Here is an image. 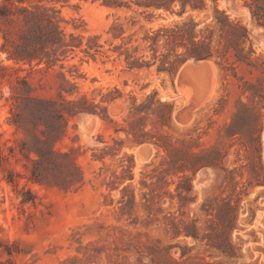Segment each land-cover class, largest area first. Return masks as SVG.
<instances>
[{
	"label": "rangeland",
	"instance_id": "374dc122",
	"mask_svg": "<svg viewBox=\"0 0 264 264\" xmlns=\"http://www.w3.org/2000/svg\"><path fill=\"white\" fill-rule=\"evenodd\" d=\"M122 1L132 8L41 1L56 5L67 31L100 35L108 57L78 50L65 67L17 63L0 31V264H264V0H194L204 7L182 14L179 2L171 12ZM216 5L246 29L242 39L220 28ZM190 19L201 37L212 35L214 55L175 73L159 70L160 59L130 69L110 49L122 42L107 32L115 20L132 35L128 46H143L147 30ZM184 64L207 69L185 78ZM60 72L76 82L73 96L115 97L101 102L108 118H70L54 142L78 174L64 159L35 164L38 143L13 122L28 115L30 95L59 99L68 86ZM148 96L171 105L170 119Z\"/></svg>",
	"mask_w": 264,
	"mask_h": 264
},
{
	"label": "trees",
	"instance_id": "16d2710c",
	"mask_svg": "<svg viewBox=\"0 0 264 264\" xmlns=\"http://www.w3.org/2000/svg\"><path fill=\"white\" fill-rule=\"evenodd\" d=\"M41 1L31 3L28 0H6L0 6V31L4 39L3 49L10 59L17 63L38 66L44 64L47 68H54L58 64L65 67L64 60L78 50L94 59L100 54L109 56L107 51L104 50V43L100 42V35H84L67 31L66 27L62 25L60 10L56 5L48 6ZM199 1L202 2V0ZM176 2L181 5L180 10L177 11L179 14L184 13L188 6L194 9L204 7L202 3L200 4L194 0H136L139 7L147 10L163 9L171 12H174L173 5ZM254 3L258 7L260 6V0H254ZM102 4L112 8H132L130 3L122 0H103ZM215 11L222 30L232 27L241 32L240 39L245 36L244 31L246 29L240 23L230 20L224 11L218 9L217 5ZM253 13L254 15L258 14L255 9ZM196 27L197 23L190 19L172 25H162L156 29H149L142 37L143 46L140 43L127 45L132 42L133 37L132 35L125 36L126 29L123 23L118 20L111 23L107 32L111 35V44L117 39L122 41L110 49L118 52L119 56H125L128 68H149L156 63L157 59H160L159 70L175 73L183 63L191 58L196 60L209 59L214 55L211 45L212 35L201 37ZM160 41L163 42L165 50L161 49ZM179 47L184 49L178 52ZM147 50L151 51V58L149 59H146ZM236 50H238L235 54L237 60H242L240 48L237 47ZM60 73L68 86L60 88L59 99L30 95L24 106V110L28 112V115L25 118L23 112L16 113L15 116L17 117L14 118L13 122L32 134L33 139L38 143V147L35 149L38 158L33 159L35 164H60L61 159H64L70 162V171L72 172V169H75L78 174L80 171L75 163L70 160L69 154L58 152L54 147V142L65 131L70 118L82 113H92L108 118V108L101 102L111 101L115 97H110L109 93H102L101 101L97 102L95 98L89 97L86 93L73 96L77 88L76 82L67 78L65 73ZM26 83L29 86L31 85L28 82ZM67 95H70V97ZM147 101L149 103L157 102L158 106L167 109V116L170 119L172 107L169 103L160 100L154 101L152 96H148ZM142 108H146L147 112L150 109L153 110L151 107L135 106L138 112L143 111ZM34 129L40 130L42 136L37 135ZM191 155L199 157L197 152H191ZM192 168L195 170L194 167ZM32 173L35 175V170ZM81 181L82 178H79L74 182ZM130 199H133L132 196ZM181 232L186 235H195V233L188 230H180Z\"/></svg>",
	"mask_w": 264,
	"mask_h": 264
},
{
	"label": "bare ground",
	"instance_id": "6f19581e",
	"mask_svg": "<svg viewBox=\"0 0 264 264\" xmlns=\"http://www.w3.org/2000/svg\"><path fill=\"white\" fill-rule=\"evenodd\" d=\"M199 62V61H198ZM201 62V61H200ZM194 63V62H193ZM202 63V62H201ZM192 65V64H190ZM207 69V64H199V66H194L191 67L188 64H184L182 70H181V74L183 77L185 78H190L191 75H193V73H197V72H203ZM180 75V74H179ZM176 115V114H175ZM181 119V118H180Z\"/></svg>",
	"mask_w": 264,
	"mask_h": 264
}]
</instances>
